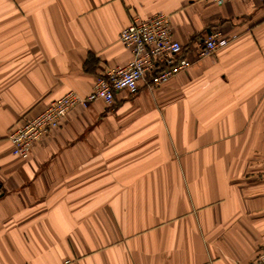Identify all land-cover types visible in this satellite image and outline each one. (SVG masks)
Instances as JSON below:
<instances>
[{"label":"crops","instance_id":"0c3cea01","mask_svg":"<svg viewBox=\"0 0 264 264\" xmlns=\"http://www.w3.org/2000/svg\"><path fill=\"white\" fill-rule=\"evenodd\" d=\"M163 12L190 68L76 107L28 158L22 118L131 53ZM227 42L199 56L201 41ZM264 250V1L0 0V264H248Z\"/></svg>","mask_w":264,"mask_h":264},{"label":"built area","instance_id":"2783aa9c","mask_svg":"<svg viewBox=\"0 0 264 264\" xmlns=\"http://www.w3.org/2000/svg\"><path fill=\"white\" fill-rule=\"evenodd\" d=\"M208 1L220 5L227 0ZM118 41L130 51V61L108 69L96 79L86 96L68 91L36 115L15 123L7 136L14 156L28 158L35 142L49 136L74 108L87 107L97 100L111 106L114 93H134L141 83L153 90L191 66L190 61L180 57L181 45L172 38L170 17L163 12L153 13L144 19L134 18L119 32ZM226 42L218 33L207 35L201 41L199 56L215 53ZM248 264H264V250Z\"/></svg>","mask_w":264,"mask_h":264},{"label":"trees","instance_id":"16d2710c","mask_svg":"<svg viewBox=\"0 0 264 264\" xmlns=\"http://www.w3.org/2000/svg\"><path fill=\"white\" fill-rule=\"evenodd\" d=\"M182 56V53H181V55H180V57Z\"/></svg>","mask_w":264,"mask_h":264}]
</instances>
